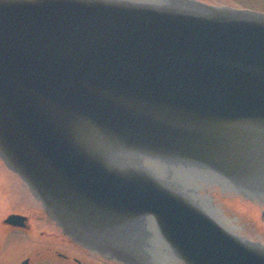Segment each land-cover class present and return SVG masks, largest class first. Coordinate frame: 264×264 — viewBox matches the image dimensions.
Wrapping results in <instances>:
<instances>
[{
    "label": "water",
    "instance_id": "obj_1",
    "mask_svg": "<svg viewBox=\"0 0 264 264\" xmlns=\"http://www.w3.org/2000/svg\"><path fill=\"white\" fill-rule=\"evenodd\" d=\"M0 159L63 233L108 257L264 264V243L214 216L211 192L264 201V12L0 0Z\"/></svg>",
    "mask_w": 264,
    "mask_h": 264
},
{
    "label": "flooded vegetation",
    "instance_id": "obj_2",
    "mask_svg": "<svg viewBox=\"0 0 264 264\" xmlns=\"http://www.w3.org/2000/svg\"><path fill=\"white\" fill-rule=\"evenodd\" d=\"M20 191L19 195L11 193L10 188L0 191L3 197L7 193L9 197L18 198L12 209L0 215V264H126L72 240L39 201L28 197L27 188ZM211 192L219 201L216 203L214 199L218 211L223 212L225 206L232 211L231 219L224 214L229 225L248 238L264 243V201L222 188L211 189ZM12 213L25 217L22 224L5 222ZM167 259L157 264H182L173 257Z\"/></svg>",
    "mask_w": 264,
    "mask_h": 264
},
{
    "label": "rangeland",
    "instance_id": "obj_3",
    "mask_svg": "<svg viewBox=\"0 0 264 264\" xmlns=\"http://www.w3.org/2000/svg\"><path fill=\"white\" fill-rule=\"evenodd\" d=\"M205 1L207 3L216 4V5H228L236 8H246L251 10H256L260 12H264V0H201ZM3 188H10L11 193L14 194H20V190H25L27 186L21 181V179L14 174L12 171L7 169L4 164L0 160V191ZM215 190H218L216 187ZM4 193H0V215L4 213L5 211L12 209L14 207V201L18 200V198L7 195L5 193V196L3 197ZM7 195V196H6ZM28 197L31 200H36L32 194L28 191ZM216 203L217 200L215 198ZM221 204V203H220ZM224 206V205H223ZM226 207V206H225ZM223 209V213L231 219L232 217V211L228 208ZM154 253H157L155 248L150 247Z\"/></svg>",
    "mask_w": 264,
    "mask_h": 264
},
{
    "label": "bare ground",
    "instance_id": "obj_4",
    "mask_svg": "<svg viewBox=\"0 0 264 264\" xmlns=\"http://www.w3.org/2000/svg\"><path fill=\"white\" fill-rule=\"evenodd\" d=\"M137 159L140 161V162H143L144 161V158L143 156H137ZM1 160V159H0ZM2 162V160H1ZM3 163V162H2ZM4 164V163H3ZM5 166V165H4ZM6 167V166H5ZM7 168V167H6ZM8 169V168H7ZM14 173V172H13ZM15 174V173H14ZM17 175V174H16ZM18 176V175H17ZM28 190V189H27ZM214 216H216L218 218V216L220 217V219H225L226 216L224 215V213L222 211H218V214H216L215 212H212ZM8 216V215H7ZM219 219V218H218ZM157 252H158V255L159 257H161L163 260H168L166 257L162 256V254L160 253V251L158 250L157 248ZM166 255V254H165ZM167 256H170V255H167Z\"/></svg>",
    "mask_w": 264,
    "mask_h": 264
}]
</instances>
